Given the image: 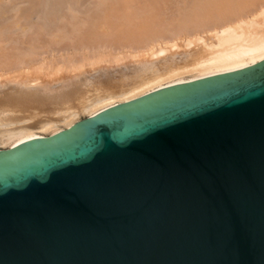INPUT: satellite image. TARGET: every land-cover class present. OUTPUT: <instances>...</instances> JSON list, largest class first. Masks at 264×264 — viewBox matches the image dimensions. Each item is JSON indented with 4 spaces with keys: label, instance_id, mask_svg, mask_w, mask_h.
Listing matches in <instances>:
<instances>
[{
    "label": "water",
    "instance_id": "water-1",
    "mask_svg": "<svg viewBox=\"0 0 264 264\" xmlns=\"http://www.w3.org/2000/svg\"><path fill=\"white\" fill-rule=\"evenodd\" d=\"M0 264H264V59L0 151Z\"/></svg>",
    "mask_w": 264,
    "mask_h": 264
},
{
    "label": "bare ground",
    "instance_id": "bare-ground-1",
    "mask_svg": "<svg viewBox=\"0 0 264 264\" xmlns=\"http://www.w3.org/2000/svg\"><path fill=\"white\" fill-rule=\"evenodd\" d=\"M38 1L31 0L30 4L33 5ZM179 2H183L185 5L186 2L188 3V0H109L103 6L101 16L96 19L97 23H93L95 25L92 28L93 30H91V26L83 30L81 25H84L86 22L79 24L75 23L77 22L75 20H72L73 25L71 26L69 20L60 25L61 27L58 28L61 31L62 29L64 31H67V29L71 30V28L73 30L76 29L78 32L82 30L79 39L76 37L77 41L75 39L73 41L72 46H74V50H81L82 48L92 49L91 42L98 39L96 32H102L108 37L110 34L118 37L121 34H126L124 39L125 37L127 39L122 43L130 49L129 52L131 53L129 57L132 59L137 58L135 60L136 64L133 65L132 63V69H129L127 66L118 68L120 70L123 69V72H125V69L128 73L118 76L116 79L118 82H114V84L111 83L112 81L104 82L102 79L97 80L100 74L101 76L103 74L108 75L105 69L80 73L81 75L79 74L78 76L83 77L82 79L84 80L90 77L92 82L97 80V83H94L92 86L89 85L91 82L88 83L85 81L90 88L88 86V91L82 94H76L73 90L62 88L65 82L64 78L56 79L58 81L56 83L58 88L55 89L49 88L45 83L33 84L37 80L36 78H27L26 80L12 84L8 89H0V146L3 147L0 148V151L7 150L27 139L52 136L106 108L133 100L151 91L234 71L253 65L264 59V0H198V3H195L196 5L194 7H190L189 13H187L188 11L185 12V9L180 8L182 5L179 6V9H175V7L177 8L175 4ZM1 3L2 0H0V20L3 18ZM53 3H50V5ZM127 6L134 8L133 10L135 12L133 13ZM49 7L50 12L52 8L51 6ZM126 7L128 10H131L132 14L123 15L124 12L122 13V11L126 10ZM167 9L169 11L166 12ZM19 13L12 16L15 25L20 24L19 20L22 15L20 11ZM137 16L138 18H136ZM155 16L158 21L157 25H154L152 21ZM88 22L91 24L93 21L91 22V19H89ZM135 23L140 24L134 28ZM19 26L21 27V25ZM51 31H54L53 28ZM125 31L126 33H124ZM64 39L65 34L60 35L58 33L57 35H52L49 44H44L42 43L44 39L41 40V37H36L35 40H32L31 46L29 45L30 42L27 45L22 40L18 43L21 45L20 50L17 51L18 46L14 50L17 51L16 53L9 52L13 46L10 47L9 45V50L4 44H0V77L3 75L8 76L5 81L0 82V86L4 85L5 82H11V80L16 79L18 76L15 75V72L17 73L19 70L22 72L25 69L31 70L33 68L32 70L34 71L35 67L36 74L40 73L48 77L50 76L48 74L51 73L52 76L53 74H55L54 76H58L59 74L56 73L59 71L61 73V70H59L61 67H64L63 73H66L64 72L65 69L72 73V71L76 72L83 68L84 65L91 67L95 62L92 60L94 56L99 59V62L101 60L105 61L103 52L96 50L99 53H95L93 51L94 46L93 50L88 52L91 58L86 54L88 56L86 57V61L80 59L81 54H79V51V58L69 56L71 59H68V57L62 56L61 53L60 55L62 57L60 56L61 58H58L59 60L61 59L60 61L56 58L58 62H54L53 64L48 62L51 65L48 63H45L47 64L45 65L43 63L44 58L43 60L40 59L39 55L41 53V55L44 54L43 50L47 46L58 45L59 42H64ZM115 39L117 38L115 37ZM15 43L13 42V44ZM98 43L100 44V42H97L96 46ZM26 45L29 48L25 47ZM50 52L49 55L51 54ZM121 53L124 57L123 51ZM121 53L114 55H117L118 59H121ZM65 55L68 56V54ZM52 59L55 60L54 57ZM48 61H50V58ZM107 61H111V59H107ZM28 71H26L27 74ZM66 80L69 81L68 79ZM31 82L33 83L31 84ZM53 98L59 102H57L56 106L54 105L53 110L48 109L50 112L52 110L51 113L49 112V115L48 111L42 108V105L45 104V101ZM66 103H69V105ZM16 111H21L24 116H18L19 113L18 115L13 114ZM34 111H38L36 112L37 114ZM46 111L47 115H43L42 113Z\"/></svg>",
    "mask_w": 264,
    "mask_h": 264
},
{
    "label": "rangeland",
    "instance_id": "rangeland-1",
    "mask_svg": "<svg viewBox=\"0 0 264 264\" xmlns=\"http://www.w3.org/2000/svg\"><path fill=\"white\" fill-rule=\"evenodd\" d=\"M13 1V2H12ZM50 1V2H49ZM49 1H47V0H39L37 3H35V4H33V5H31L30 4V2H31V0H2V3H1V7H2V10H1V12L3 13V18H1V20H0V44L1 45H5L7 48L9 47V45H10V47L11 46H13V47H11V50L9 51L10 53H16L18 50H20L19 48L21 47V45L20 44H18V43H20L22 40H23V42H25L27 45H28V42H30L29 43V45L31 46L32 44V40H35L36 39V37L38 38V37H41V40H43V42L42 43H44V44H49V42H51L50 40H51V37H52V35L54 36V35H57L58 33H60V35L62 34V35H64L65 34V39H64V42L62 41V42H59V44L58 45H53V46H47L44 50H43V52H44V54L43 55H39V57H40V59H42L43 60V58H44V61H43V63L45 64V63H48V62H51L52 64L55 62H58V58H61L63 55L64 56H66V57H68V59H71V57H74L75 56V58H79V54H81V56H80V59L82 60V59H84L85 61L87 60V58L86 57H90L91 58V55H89L90 53H88V52H90V50H93V48H94V46H95V48H94V50L93 51H95V53L97 52V51H99V52H103V54H104V56H105V61L104 60H101L100 62H99V59L98 58H96L95 56L94 57H92V60L93 61H95L94 62V64L91 66V67H88L87 65L85 66L84 65V67L83 68H81V69H79V70H77L76 72L75 71H72V73L69 71H66V69H65V71L64 72H66V73H63V69H64V67L62 68L61 67V69H59V70H61V73H56V74H59L58 76H54L55 74H53V76L51 75V73L50 74H48V75H50V76H46V75H44V76H46V77H44L42 74H36V70H35V67H34V71L32 70H27V69H25V70H23L22 72H20L21 70H19L17 73L15 72V75L16 76H18L16 79H14V80H11V82H5V84L4 85H2V86H0V89L1 90H3L4 88H6V89H8L9 87H11L12 86V84H15V83H18L19 81H23V80H26L27 78H29V79H33V78H36L37 80L33 83V82H31V84L33 83V84H36V83H45L46 84V86H49V88H51V89H55V88H58L57 86H56V83L58 82V81H56V79H60V78H64L65 79V82H64V85L62 86V88H64V89H69V90H73V92L74 93H85V92H87L88 91V86L89 85H93L94 83L96 84L97 83V80H100V79H102L104 82H110V81H112L111 83L112 84H114V82H118V81H116V79H117V77L118 76H120V75H122V74H126V73H128V71L126 72V70L124 69V71L125 72H123L122 70L123 69H118V68H121V67H125V66H127L129 69H132L131 68V65H132V63H133V65H135L136 64V62H135V60L137 59V58H131V57H129L130 56V53L131 52H129V48L127 47V46H125L123 43L126 41V37H125V39H124V36L126 35V34H121V36L120 37H118V36H116V35H114V34H112V35H114L113 37H112V35L110 34L109 35V37L108 36H106L105 34H103L102 32H96L97 33V36H98V39L97 40H95V41H93V42H91V44H92V46H91V48L92 49H86V48H82L81 50L80 49H77V50H74L75 48H74V46H72L73 45V41H74V39L77 41V39H79V36L81 35V31L82 30H80L79 32L76 30V29H74L73 30V28H71V30L69 31L68 29H67V31L68 32H70V33H68L66 30L64 31V29H62V31H61V29H59L58 27H61L60 25H62L63 23H65L66 21H68L69 20V24H70V26L71 25H73L72 23V20H75V21H77V22H75V23H79V24H81V22H82V24H84L85 22V24L84 25H81L82 27H83V30H86V29H88L90 26H91V30H93L92 28H94L95 27V25L94 24H96L97 22V20L96 19H98V17H100L101 16V14H102V10H103V6L109 1V0H49ZM102 2V4H101V2ZM189 1H190V5H189ZM198 0H188V3L186 2L185 3V5H184V3L182 2H179L178 4H175V6H177V8L175 7V9H179V6H181L180 8H183V9H185V12H187V13H189V11H190V9L192 8V7H194L198 2H197ZM42 2V3H41ZM52 2H54L52 5H50V3H52ZM75 2V3H74ZM10 3V4H9ZM27 3V4H26ZM196 3V4H195ZM42 4H43V6H42ZM60 4V5H59ZM93 4H96V5H93ZM188 4V5H187ZM22 5V6H21ZM30 5V6H29ZM54 5V6H53ZM67 5V6H66ZM81 5V6H80ZM183 5H184V7H183ZM34 6V7H33ZM45 6H46V8H45ZM49 6H51V8H52V11H50V12H52L51 14H50V12H49V10H50V7ZM78 6V7H77ZM93 6V7H92ZM59 7V8H58ZM70 7V8H69ZM97 7H98V9H97ZM128 7V6H127ZM127 7H126V10H124L125 9V7H124V11H122V13H123V15H128L129 13L130 14H132V12L134 13L135 11L133 10L134 8H131V7H128V9H131L132 10V12H131V10H128L127 9ZM186 7V8H185ZM191 7V8H190ZM48 8V9H47ZM56 8V9H55ZM64 8V9H63ZM73 8V9H72ZM81 8V9H80ZM188 8H189V10H188ZM4 9V10H3ZM7 9V10H6ZM14 9H16V10H14ZM26 9V10H25ZM63 9V10H62ZM93 9H94V12H93ZM96 9V10H95ZM6 10V11H5ZM13 10V11H12ZM22 10V11H21ZM32 10V11H31ZM39 10V11H38ZM42 10H43V12H42ZM47 10V11H46ZM54 10V11H53ZM59 10V11H58ZM19 11L21 12V17H20V20H19V25H21V27L19 26V25H15V23L13 22V17L12 16H14L15 14H20L19 13ZM64 11V12H63ZM83 11V12H82ZM85 11V12H84ZM91 11V12H90ZM126 11V12H125ZM167 11H169V9H167L166 10V12ZM67 12V13H66ZM165 12V13H166ZM5 13V14H4ZM12 13V14H11ZM14 13V14H13ZM29 15H28V14ZM39 13V14H38ZM46 13H48V14H50V15H48V14H46ZM57 13V14H56ZM70 13V14H69ZM82 13V14H81ZM95 13V14H94ZM69 14V15H68ZM129 14V15H130ZM43 15V16H42ZM56 15V16H55ZM82 15V16H81ZM84 15H85V17H84ZM94 15V16H93ZM47 17L46 19H45V17ZM92 16V17H91ZM139 16V15H138ZM138 16L136 17V18H138ZM71 17V18H70ZM29 18V19H28ZM31 18V19H30ZM60 18V19H59ZM78 18V19H77ZM22 19V20H21ZM48 19V20H47ZM52 19V20H51ZM86 19H88L87 21H86ZM89 19H91V24L88 22L89 21ZM94 19V20H93ZM4 20H6V21H4ZM32 20V21H31ZM79 20V21H78ZM34 21V22H33ZM84 21V22H83ZM153 24L154 25H157V17L155 16L154 18H153ZM39 22V23H38ZM71 22V23H70ZM22 23V24H21ZM34 23H35V25H34ZM38 23V24H37ZM94 23V24H93ZM54 24V25H53ZM59 24V25H58ZM136 24V23H135ZM139 24L140 23H137L136 25H134V28H135V26L136 27H138L139 26ZM138 25V26H137ZM153 25V26H154ZM89 26V27H88ZM16 27V28H15ZM25 27V28H24ZM43 27V28H42ZM24 28V29H23ZM46 28H48V29H46ZM52 28H53V30L54 31H51L52 30ZM4 31H2V30ZM8 29V30H7ZM20 29H21V31H20ZM33 29V30H32ZM24 30H26V31H24ZM39 30H41V31H39ZM18 31V32H17ZM34 31V32H33ZM39 31V32H38ZM78 33H77V32ZM14 32V33H13ZM17 32V33H16ZM20 32V33H19ZM32 32V33H31ZM37 32V33H36ZM41 32V33H40ZM53 32V33H52ZM65 32V33H64ZM76 32V33H75ZM31 33V34H30ZM101 33H102V35H101ZM124 33H126V31L124 32ZM9 34V35H8ZM26 34V35H25ZM30 34V35H29ZM34 34V35H33ZM43 34V35H42ZM48 34V35H47ZM69 34V35H68ZM76 34H77V36H76ZM14 35H15V37H14ZM18 35H20V36H18ZM23 35V36H22ZM29 35V36H28ZM38 35V36H37ZM46 37H45V36ZM50 35V36H49ZM72 35V36H71ZM100 35V36H99ZM28 36V37H27ZM49 36V37H48ZM104 36V37H103ZM8 37H9V39H8ZM26 37V38H25ZM69 37V38H68ZM72 37H75V38H72ZM76 37H77V39H76ZM107 37V38H106ZM115 37L117 38V39H115ZM122 37V38H121ZM4 38H7V39H4ZM29 38V39H28ZM30 38H32L31 40H30ZM43 38V39H42ZM47 38V39H46ZM67 38V39H66ZM111 40H110V39ZM3 39V40H2ZM46 39V40H45ZM49 39V40H48ZM70 39V40H69ZM104 39H106V40H104ZM113 39V40H112ZM18 40V41H17ZM25 40H27V41H25ZM67 40V41H66ZM100 40H102V41H100ZM45 41V42H44ZM72 41V42H71ZM121 43H120V42ZM124 41V42H123ZM2 42V43H1ZM4 42V43H3ZM13 42L15 43V44H13ZM69 42V43H68ZM97 42H100V44L98 43L97 44V46H96V43ZM115 42V43H114ZM123 42V43H122ZM9 43V44H8ZM72 43V44H71ZM103 43V44H102ZM113 43V44H112ZM7 44V45H6ZM95 44V45H94ZM112 44V45H111ZM25 46V47H28V46ZM67 45H69V46H67ZM99 45V46H98ZM103 45V46H102ZM108 45V46H107ZM122 45H124L123 47H122ZM16 46H18V48L16 47ZM59 46V47H58ZM61 46H62V48H61ZM102 47V48H101ZM107 47V48H106ZM124 47H126V48H124ZM12 48H14V49H12ZM16 48H17V51H14V50H16ZM23 48V47H22ZM29 48V47H28ZM27 48V49H28ZM53 50H52V49ZM97 48V49H96ZM111 48V49H110ZM120 48V49H119ZM50 49V50H49ZM56 50V52H55V50ZM101 49V50H100ZM113 49V50H112ZM125 49V50H124ZM74 50V51H73ZM88 50V51H87ZM97 50V51H96ZM46 51V52H45ZM51 51V52H50ZM80 51V53L78 54V52ZM117 53H116V52ZM123 51V54L125 55L124 57H123V55H122V52ZM124 51H125V53H124ZM49 52L51 53L50 55H49ZM68 52V53H67ZM99 52H97V53H99ZM111 54H110V53ZM113 52V53H112ZM62 53V54H61ZM68 54V56L67 55H65V54ZM91 53H93V52H91ZM108 53H109V55H108ZM118 53H121V59H118V56L117 55H114V54H118ZM126 53H127V57H126ZM129 53V54H128ZM62 56H61V55ZM86 54H88V56H86ZM107 54V55H106ZM45 55H46V57H47V59H45L46 57H45ZM113 55H114V57L115 56H117V57H115V59H114V57H113ZM59 56V57H58ZM61 56V57H60ZM69 56H71V57H69ZM103 56V55H102ZM111 56V57H110ZM55 58V60L54 59H52V58ZM84 57V58H83ZM106 57H108L107 59L108 60H110L111 59V61H107V59H106ZM49 58H50V61H48L49 60ZM58 60H57V59ZM86 58V59H85ZM97 60H96V59ZM123 58V59H122ZM113 59V60H112ZM116 59H118V60H116ZM139 59V58H138ZM41 60V61H42ZM52 60H53V62H52ZM61 60V59H60ZM59 60V61H60ZM124 60V61H123ZM117 61V62H116ZM104 62V63H103ZM51 63H48V64H50L51 65ZM108 64V65H107ZM45 65H47V64H45ZM102 69H105L108 73V75H106V74H103L102 76H101V74L99 75V78L96 80V81H91V77L90 78H88V79H86V80H84V79H82L83 77H80V76H78L80 73H82V72H84V71H86V72H93V71H95V70H102ZM120 70V71H119ZM26 71H28V74L26 73ZM110 71V72H109ZM24 72V73H23ZM39 72V71H38ZM68 72V73H67ZM30 73V74H29ZM33 73V74H32ZM12 74H14V73H12ZM21 74V75H20ZM28 76H27V75ZM81 75V74H80ZM73 76V77H72ZM8 76L7 75H3V76H1L0 77V82H2V81H5V79L7 78ZM39 79V80H38ZM58 79V80H59ZM66 79H68L69 81H67ZM85 81H87L88 83H90L91 82V84H89V85H87L86 84V82ZM59 86V85H58ZM71 87V88H70ZM78 88V89H77ZM89 88H90V86H89ZM55 98H58V97H55ZM55 98H53V99H49V100H47V101H45V104H43L42 105V108H44V109H46L47 111H48V109H52L53 110V108L56 106V104H57V102H59V101H57V100H55ZM67 105H69V103H66ZM55 105V106H54ZM0 107H1V105H0ZM52 110H51V112H52ZM47 111L44 113H42V112H40V113H42L43 115H47ZM36 112H38V111H34V113H36ZM50 112V110L48 111V113ZM50 112V113H51ZM18 113H19V115H18ZM39 113V114H40ZM50 113H49V115H50ZM13 114H17L18 116H24V114H22V112L21 111H19V112H17L16 111V113H14L13 112ZM37 114V113H36ZM22 116V117H23ZM81 117H84V116H81ZM0 148H3L2 146H0Z\"/></svg>",
    "mask_w": 264,
    "mask_h": 264
}]
</instances>
